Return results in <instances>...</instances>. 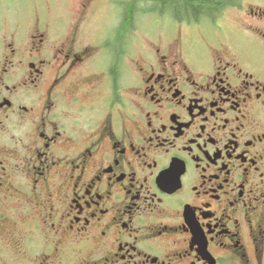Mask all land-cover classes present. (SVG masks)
I'll return each mask as SVG.
<instances>
[{"label":"flooded vegetation","instance_id":"flooded-vegetation-1","mask_svg":"<svg viewBox=\"0 0 264 264\" xmlns=\"http://www.w3.org/2000/svg\"><path fill=\"white\" fill-rule=\"evenodd\" d=\"M116 2L0 52V264H264V0L136 44Z\"/></svg>","mask_w":264,"mask_h":264},{"label":"rangeland","instance_id":"rangeland-1","mask_svg":"<svg viewBox=\"0 0 264 264\" xmlns=\"http://www.w3.org/2000/svg\"><path fill=\"white\" fill-rule=\"evenodd\" d=\"M117 6H114L107 12L106 20L103 21L101 27L104 30L115 29L118 27V22L115 21L116 15L119 12V8H124L126 3L124 1L132 2L133 7V44H136L138 39L140 40H153L158 37L160 27L162 23L166 28L172 30V23L175 21L172 16L160 15L159 0H116ZM235 5H240L244 0H231ZM254 1V0H245ZM78 0H0V52L4 49L10 41L9 37L15 29H20L23 32L27 30L31 32L35 27H44V23L47 18L53 17L58 12L63 11H76ZM130 4V3H129ZM116 6V7H115ZM115 7V8H114ZM129 11H132L130 7H127ZM126 8H124L125 11ZM235 10H230L227 13H223L222 16L217 18L216 22L224 28L227 26H238L239 18L242 13H236ZM110 12V13H109ZM109 13V15H108ZM166 13V10H165ZM168 16V17H167ZM168 23V24H167ZM207 26V25H206ZM196 28L195 26H192ZM156 30L157 34L154 36L152 33ZM158 30V31H157ZM28 32V33H30ZM185 33V31H183ZM224 38L223 35H221ZM217 37L210 36V40L213 45H223L224 40L216 42ZM199 43L198 41L196 42ZM224 53V48L221 49ZM132 69H135L136 63L130 60ZM8 260V258H5Z\"/></svg>","mask_w":264,"mask_h":264},{"label":"trees","instance_id":"trees-1","mask_svg":"<svg viewBox=\"0 0 264 264\" xmlns=\"http://www.w3.org/2000/svg\"><path fill=\"white\" fill-rule=\"evenodd\" d=\"M161 6L167 13L178 20H195L202 16L214 17L224 7V0H165ZM170 2V3H169ZM161 8V7H160ZM133 12V11H132ZM131 11L126 15L129 21H132Z\"/></svg>","mask_w":264,"mask_h":264}]
</instances>
